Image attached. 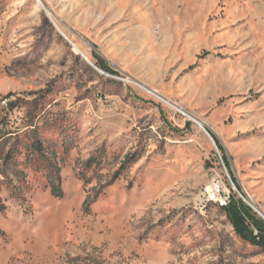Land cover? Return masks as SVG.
Returning <instances> with one entry per match:
<instances>
[{
	"label": "rangeland",
	"instance_id": "rangeland-1",
	"mask_svg": "<svg viewBox=\"0 0 264 264\" xmlns=\"http://www.w3.org/2000/svg\"><path fill=\"white\" fill-rule=\"evenodd\" d=\"M34 128L46 157L0 171V264H264L201 203L220 172L264 211V0H0V134Z\"/></svg>",
	"mask_w": 264,
	"mask_h": 264
},
{
	"label": "trees",
	"instance_id": "trees-1",
	"mask_svg": "<svg viewBox=\"0 0 264 264\" xmlns=\"http://www.w3.org/2000/svg\"><path fill=\"white\" fill-rule=\"evenodd\" d=\"M99 66L108 71L113 72V70L108 66V64L102 60L98 61ZM9 106L14 107L16 105V102L10 101L8 103ZM8 134V132H4L0 134V140L3 142H0V157L2 158L3 155V169H1V173L10 180V175L8 172V168L11 166L10 164H13L15 161L16 156L23 151V149L26 150L27 157H34L35 160H39L41 157H46V146L44 141L40 138L38 135L36 128L33 130L25 132L26 135V142H22L20 139V134H11V138L8 139H16L15 142L12 144V146L7 150V152L4 154V146L8 141H5V137ZM15 136V137H12ZM38 156V157H36ZM137 159V156L130 155L128 156L124 163L121 166V170H118L114 176L113 180L115 181L120 177V174L122 173V170H126L131 163H133ZM98 163H101V159L98 157H91L87 160L88 167H93V165ZM50 171L48 174V180L47 183L48 186L51 187L53 195L57 197H62L64 195V191L62 188V182H61V176H60V168L57 166V164H52L50 162L49 167ZM51 177V178H50ZM81 178L84 179L86 182H89L90 179L87 178L86 174L84 172H81ZM236 183V179H233ZM11 182V181H10ZM1 183L0 182V190H1ZM12 184V183H11ZM17 186H15L14 191H17ZM227 214L230 222L234 226L237 234L241 236L244 240L250 242L251 244H254L256 246H259L264 249V219L259 216L252 207L247 205L241 198L238 196H234L232 202L227 207H221ZM7 209V206L2 199L0 195V212H4ZM0 233H3V230L0 228Z\"/></svg>",
	"mask_w": 264,
	"mask_h": 264
},
{
	"label": "built area",
	"instance_id": "built-area-1",
	"mask_svg": "<svg viewBox=\"0 0 264 264\" xmlns=\"http://www.w3.org/2000/svg\"><path fill=\"white\" fill-rule=\"evenodd\" d=\"M220 157L223 165L225 166L221 154ZM238 194L243 200H245L247 204L251 205V202L255 203V201L248 194L244 195L240 191H238ZM209 196L222 197V199H224L225 203H227L228 206L232 202V198L234 197V192L220 172H216L214 174V185H207V189L202 191L201 203L207 204V198Z\"/></svg>",
	"mask_w": 264,
	"mask_h": 264
},
{
	"label": "bare ground",
	"instance_id": "bare-ground-1",
	"mask_svg": "<svg viewBox=\"0 0 264 264\" xmlns=\"http://www.w3.org/2000/svg\"><path fill=\"white\" fill-rule=\"evenodd\" d=\"M130 3V2H129ZM77 52L81 53V51L77 48H75ZM149 92H151L153 95H155L157 98L162 99L164 101H166L167 103H169L170 105H172L174 108L176 109H180L178 108V106H175V104L171 101H169L167 98L164 97V95L162 94V92L158 89H150V88H146ZM181 111L183 114H185L186 116H188L189 118H191L197 125H199L202 129L204 128V122L202 119H200V117L190 114L188 112ZM206 125V124H205ZM207 185H214V178L207 184ZM207 189V186L204 187L203 191ZM207 203H214L217 204L220 207H227V203H225L224 199H222V197L220 196H209L207 198ZM252 207L257 208L262 214H264V211L261 208H258L257 205H253V203L251 204Z\"/></svg>",
	"mask_w": 264,
	"mask_h": 264
},
{
	"label": "water",
	"instance_id": "water-1",
	"mask_svg": "<svg viewBox=\"0 0 264 264\" xmlns=\"http://www.w3.org/2000/svg\"><path fill=\"white\" fill-rule=\"evenodd\" d=\"M48 14H49V16H50V18L52 19V21H53V23L55 24V26L57 27V22L53 19V17H52V15H51V13H50V11H48ZM69 41H70V43L73 45V46H76L75 45V43H73L68 37H67V35H65L64 33H62ZM83 56L85 57V59H87L91 64H93L91 61H90V59L86 56V55H84L83 54ZM204 126H205V124H204ZM260 216H262L263 218H264V214H262L257 208H254V207H252Z\"/></svg>",
	"mask_w": 264,
	"mask_h": 264
}]
</instances>
